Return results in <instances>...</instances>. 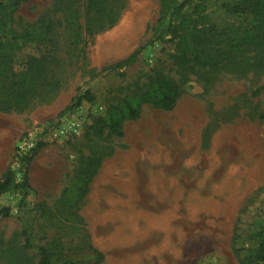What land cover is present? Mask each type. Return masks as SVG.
Segmentation results:
<instances>
[{
	"label": "rangeland",
	"instance_id": "1",
	"mask_svg": "<svg viewBox=\"0 0 264 264\" xmlns=\"http://www.w3.org/2000/svg\"><path fill=\"white\" fill-rule=\"evenodd\" d=\"M233 6L216 0L200 13L192 5L191 29L178 21L176 32L157 39L160 0L21 3L14 35L0 48V182L9 172L15 177L0 197V264H39L43 249L51 264H142L131 246L120 252L110 242L103 211L90 198L105 171H137V161L158 166L166 158L186 182L173 230L178 237L183 224L190 228L196 264H242L257 248L253 234L264 228V63L243 46L222 65L205 67L183 39L202 31L216 42L219 31L252 27V14ZM141 47L131 66L102 73ZM157 79L179 94L172 112L144 105L138 121L122 124V136L103 125L123 99L141 96ZM87 92L91 100L76 107ZM79 109L81 134L63 142L40 135L43 147L26 166L24 138ZM26 169L29 187L21 188ZM160 212L150 215L151 233L163 229Z\"/></svg>",
	"mask_w": 264,
	"mask_h": 264
},
{
	"label": "trees",
	"instance_id": "2",
	"mask_svg": "<svg viewBox=\"0 0 264 264\" xmlns=\"http://www.w3.org/2000/svg\"><path fill=\"white\" fill-rule=\"evenodd\" d=\"M24 0H7L0 3V48L5 47L4 40L14 35L13 18L19 6ZM216 0H160L162 8V18L160 19V32L157 39H161L165 34L176 32V23L187 30L191 29V18L186 13L187 9L195 5L200 13H203L207 5ZM234 2L236 11L249 12L253 17V25L250 28H227L219 31L218 40L212 42L205 38V33L200 32L202 36L195 37L194 33L184 34L183 39L186 48L190 51L191 59L195 63L205 67H217L222 65L243 46L252 47L258 54V59L264 63V0H231ZM213 36V35H212ZM215 37V36H213ZM143 47L134 52L128 59L106 67L102 73L122 70L135 63L142 52ZM179 94L168 87L161 79L152 83L150 88L139 97H126L120 104L113 108L102 120L104 126H107L115 135L122 136L120 128L122 124L129 121H138L141 118L142 107L152 105L158 110L172 112L177 106ZM90 101V95L77 97L75 106L78 107L84 100ZM74 110V109H73ZM72 110V111H73ZM43 147L39 143L36 149L24 156L23 161L29 166L37 152ZM15 183L13 172L6 174L0 182V197L7 193ZM21 188L29 187L28 170L25 171V178ZM257 243V248L242 260V264H264V228H260L253 234ZM39 264H51L50 256L46 250H42V257Z\"/></svg>",
	"mask_w": 264,
	"mask_h": 264
},
{
	"label": "crops",
	"instance_id": "3",
	"mask_svg": "<svg viewBox=\"0 0 264 264\" xmlns=\"http://www.w3.org/2000/svg\"><path fill=\"white\" fill-rule=\"evenodd\" d=\"M174 162L166 158L156 166L137 161L142 164L138 166L141 170L105 171L102 186L96 189L95 198H90L103 211L105 233L110 242L120 252L131 246L136 257L143 260L142 264H196L200 257L191 252L190 228L186 232V224H183L184 231L178 237L173 230L177 225L176 197L181 199L186 194V182L173 169ZM179 209L184 211V201ZM158 211H161L159 227L163 229L151 233L150 215ZM190 220L189 216V225Z\"/></svg>",
	"mask_w": 264,
	"mask_h": 264
},
{
	"label": "built area",
	"instance_id": "4",
	"mask_svg": "<svg viewBox=\"0 0 264 264\" xmlns=\"http://www.w3.org/2000/svg\"><path fill=\"white\" fill-rule=\"evenodd\" d=\"M80 109L71 112L60 121L49 128L47 131H43L38 134L37 130L30 133L29 136L24 138L20 144V152L25 156L37 148L42 139L40 135H46V137L54 142L68 141L81 134L83 129V118L81 116Z\"/></svg>",
	"mask_w": 264,
	"mask_h": 264
}]
</instances>
